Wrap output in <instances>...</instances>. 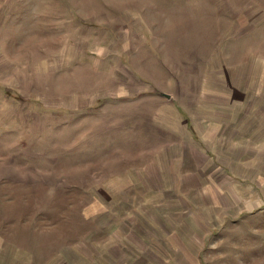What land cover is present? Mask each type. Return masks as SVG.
Instances as JSON below:
<instances>
[{
    "label": "rangeland",
    "instance_id": "obj_1",
    "mask_svg": "<svg viewBox=\"0 0 264 264\" xmlns=\"http://www.w3.org/2000/svg\"><path fill=\"white\" fill-rule=\"evenodd\" d=\"M0 264H264V0H0Z\"/></svg>",
    "mask_w": 264,
    "mask_h": 264
},
{
    "label": "water",
    "instance_id": "obj_2",
    "mask_svg": "<svg viewBox=\"0 0 264 264\" xmlns=\"http://www.w3.org/2000/svg\"><path fill=\"white\" fill-rule=\"evenodd\" d=\"M164 97L170 98V95L163 94Z\"/></svg>",
    "mask_w": 264,
    "mask_h": 264
}]
</instances>
